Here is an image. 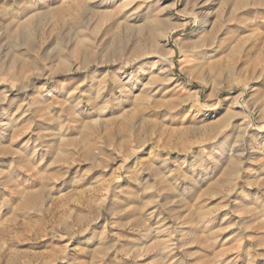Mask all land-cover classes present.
Here are the masks:
<instances>
[{"label": "rangeland", "instance_id": "1", "mask_svg": "<svg viewBox=\"0 0 264 264\" xmlns=\"http://www.w3.org/2000/svg\"><path fill=\"white\" fill-rule=\"evenodd\" d=\"M0 264H264V0H0Z\"/></svg>", "mask_w": 264, "mask_h": 264}, {"label": "bare ground", "instance_id": "2", "mask_svg": "<svg viewBox=\"0 0 264 264\" xmlns=\"http://www.w3.org/2000/svg\"><path fill=\"white\" fill-rule=\"evenodd\" d=\"M102 3V2H101ZM101 3L97 2V6L100 7L101 6Z\"/></svg>", "mask_w": 264, "mask_h": 264}]
</instances>
